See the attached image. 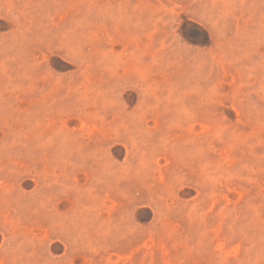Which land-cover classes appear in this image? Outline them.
<instances>
[{
  "label": "rangeland",
  "instance_id": "rangeland-1",
  "mask_svg": "<svg viewBox=\"0 0 264 264\" xmlns=\"http://www.w3.org/2000/svg\"><path fill=\"white\" fill-rule=\"evenodd\" d=\"M0 264H264V0H0Z\"/></svg>",
  "mask_w": 264,
  "mask_h": 264
}]
</instances>
